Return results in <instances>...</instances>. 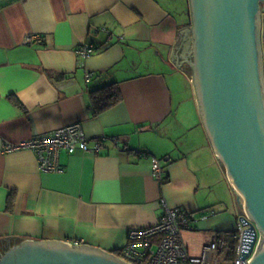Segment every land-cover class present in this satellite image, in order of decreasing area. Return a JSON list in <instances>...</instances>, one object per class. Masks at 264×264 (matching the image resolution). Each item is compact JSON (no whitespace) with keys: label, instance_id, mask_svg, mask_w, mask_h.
<instances>
[{"label":"crops","instance_id":"crops-1","mask_svg":"<svg viewBox=\"0 0 264 264\" xmlns=\"http://www.w3.org/2000/svg\"><path fill=\"white\" fill-rule=\"evenodd\" d=\"M189 9L188 0H0V257L32 240L114 252L166 208L191 214L183 239L194 255L217 234L236 233L238 195L180 64ZM84 44L95 54L81 60ZM110 67L123 98L94 116L89 74ZM174 72L192 97L176 95ZM75 123L91 148L108 141L100 155L61 153L62 172H43L30 149L4 151ZM152 158L164 162L163 185Z\"/></svg>","mask_w":264,"mask_h":264},{"label":"water","instance_id":"water-1","mask_svg":"<svg viewBox=\"0 0 264 264\" xmlns=\"http://www.w3.org/2000/svg\"><path fill=\"white\" fill-rule=\"evenodd\" d=\"M188 3L186 64L202 124L250 220L247 256L257 247L248 264H264V0ZM0 264L131 263L87 245L32 240L8 249Z\"/></svg>","mask_w":264,"mask_h":264},{"label":"built area","instance_id":"built-area-1","mask_svg":"<svg viewBox=\"0 0 264 264\" xmlns=\"http://www.w3.org/2000/svg\"><path fill=\"white\" fill-rule=\"evenodd\" d=\"M49 36H47L48 39ZM36 37L28 38V43H33ZM43 44L44 39H36ZM81 60L95 54V46L84 44L76 51ZM106 138H99L91 148L88 136L81 124L63 127L50 134L36 136L19 144H6L5 152L30 149L38 158L39 168L46 173L62 172L60 154H75L77 150L84 153L91 151L100 155L106 148ZM111 141L118 145L120 140L112 138ZM163 160H170L169 157ZM163 160L152 158V172L161 185L164 184ZM166 212L156 225L149 228L132 229L128 234V243L121 250L120 258L131 264H224L230 250L226 234H217L212 242L203 248L200 255L191 253L183 239V233L189 231L194 220L191 214L184 210L166 208ZM238 247L234 264H248L257 245L247 256L252 235L249 231L250 220L246 211L241 207L237 217ZM215 255L217 259H215ZM247 257V258H245Z\"/></svg>","mask_w":264,"mask_h":264},{"label":"trees","instance_id":"trees-1","mask_svg":"<svg viewBox=\"0 0 264 264\" xmlns=\"http://www.w3.org/2000/svg\"><path fill=\"white\" fill-rule=\"evenodd\" d=\"M115 72L116 68L110 67L108 68V70L96 71L95 73L89 74L90 82L88 84V89L91 96L90 108L94 116H98L109 111L110 109L119 105V103L122 101L123 92H121L120 82L114 77ZM18 105L20 108H23L21 104L18 103ZM162 159H166V157ZM168 180L169 179L166 177L167 182ZM227 241L228 244H230V250L227 254V260L234 264L237 258V247L239 245L238 233L236 232L229 234L227 236ZM121 251V249H117L113 253L118 257L120 256Z\"/></svg>","mask_w":264,"mask_h":264},{"label":"rangeland","instance_id":"rangeland-1","mask_svg":"<svg viewBox=\"0 0 264 264\" xmlns=\"http://www.w3.org/2000/svg\"><path fill=\"white\" fill-rule=\"evenodd\" d=\"M264 24V23H263ZM263 36H264V30H263ZM263 44H264V38H263ZM187 71V70H186ZM172 72V71H171ZM188 72V71H187ZM175 74V81H173L172 83H171V87L176 91L177 90V92H176V95L178 96V97H186V98H189V97H192L193 96V90H192V88H190V84H189V82H188V80H187V78L186 77H184V76H182L181 74H179V72H174V73H172L169 77H173V75ZM187 76H189L190 77V79H191V76H190V70H189V73H188V75ZM176 101H178V99H176ZM190 101H192V100H190ZM179 102V101H178ZM192 104V103H191ZM186 105V106H185ZM184 106L185 107H190L189 105H188V103H184ZM189 111V110H188ZM183 112V111H182ZM186 112V110L183 112V114L182 115H184V113ZM241 213V207H240V210H239V213L237 214V217H238V215ZM238 220V219H237ZM233 239H234V237H233ZM211 243V242H210ZM209 243V244H210ZM224 264H232L229 260H227L226 262H224Z\"/></svg>","mask_w":264,"mask_h":264},{"label":"flooded vegetation","instance_id":"flooded-vegetation-1","mask_svg":"<svg viewBox=\"0 0 264 264\" xmlns=\"http://www.w3.org/2000/svg\"><path fill=\"white\" fill-rule=\"evenodd\" d=\"M192 42H193V40H192ZM192 45V44H191ZM193 61V52H192V47H189V48H187V50H186V58L184 59V66L182 67L183 69L182 70H184L185 71V73L188 75V73H189V66H186V63H191ZM188 72H187V71Z\"/></svg>","mask_w":264,"mask_h":264}]
</instances>
